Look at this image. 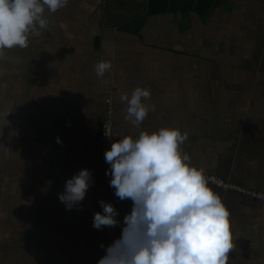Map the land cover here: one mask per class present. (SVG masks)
Returning <instances> with one entry per match:
<instances>
[{
	"label": "crops",
	"instance_id": "obj_1",
	"mask_svg": "<svg viewBox=\"0 0 264 264\" xmlns=\"http://www.w3.org/2000/svg\"><path fill=\"white\" fill-rule=\"evenodd\" d=\"M44 16L0 58V264H98L121 238L132 201L96 144L107 101L116 140L178 129L191 166L264 194V0H69ZM137 87L155 109L139 127L121 101ZM82 169L94 183L67 210L58 196ZM209 186L230 212L229 264H264V200ZM101 200L117 226L93 227Z\"/></svg>",
	"mask_w": 264,
	"mask_h": 264
},
{
	"label": "clouds",
	"instance_id": "obj_2",
	"mask_svg": "<svg viewBox=\"0 0 264 264\" xmlns=\"http://www.w3.org/2000/svg\"><path fill=\"white\" fill-rule=\"evenodd\" d=\"M69 0H0V58L6 50L27 48L29 35L47 30L45 11L56 13ZM110 62L95 66L97 76L110 72ZM151 92L135 88L131 96H121L125 119L139 127L154 111L145 100ZM188 134L161 128L138 138L125 136L104 153L110 165L109 186L120 201L130 199L132 210L124 218L121 238L105 249L98 264H229L234 250L230 212L220 194L209 186L215 177L191 166V158L181 152ZM57 143H60L57 138ZM94 183L90 170L82 169L65 183L58 198L72 210L86 197ZM103 213L94 214L93 227H115L119 215L111 203L99 201ZM80 210V209H78ZM101 245V248H104Z\"/></svg>",
	"mask_w": 264,
	"mask_h": 264
},
{
	"label": "built area",
	"instance_id": "obj_3",
	"mask_svg": "<svg viewBox=\"0 0 264 264\" xmlns=\"http://www.w3.org/2000/svg\"><path fill=\"white\" fill-rule=\"evenodd\" d=\"M106 112H107V116L108 118L103 122L102 126H101V130L99 132V134L97 135L96 138V144L98 145V147L101 148H110L112 143H114L116 141L115 139V133H116V126L114 124V122L111 119V116L113 114V106H112V102L111 101H107L106 102ZM206 177H215L216 181L212 182L210 181L209 183L224 189V190H233V191H238L246 196H250L252 198H255L257 200H264V194L254 191V190H249V189H243L240 188L234 184L228 183L216 176L213 175H207L205 174Z\"/></svg>",
	"mask_w": 264,
	"mask_h": 264
}]
</instances>
